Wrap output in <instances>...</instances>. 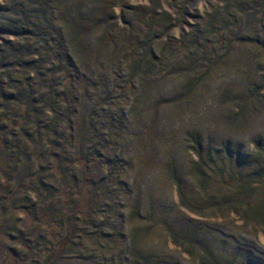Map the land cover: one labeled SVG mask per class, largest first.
<instances>
[{"label":"rangeland","instance_id":"rangeland-1","mask_svg":"<svg viewBox=\"0 0 264 264\" xmlns=\"http://www.w3.org/2000/svg\"><path fill=\"white\" fill-rule=\"evenodd\" d=\"M126 4L141 9L149 0ZM129 12L126 20H140ZM106 29L110 32L111 25ZM121 30H113L92 50L91 64H98L94 68L105 79L119 65L117 73L125 74L131 64L120 48L127 40ZM257 30L240 35L234 30L232 36L239 39L216 44L214 61L174 55L162 73L136 77L139 83L124 97L110 93L114 103L98 107L91 118L95 124L89 119L88 125L75 123L72 141L65 131L66 138L54 148L42 142L27 151L31 158L22 156L3 167L0 264H44L50 256L54 264H142L152 254L156 264H193L185 253L187 243L171 242L169 231L224 264H264V235L257 232L264 228L245 220L241 209L244 202L261 201L263 190L243 201L238 194L253 170L251 142L264 137V48L251 41L264 47V31ZM102 31V26L96 29L89 41L97 42ZM87 87L74 96L82 98ZM88 93L92 100H82L84 118L94 100L109 96L106 88ZM79 131L88 134V142L77 141ZM194 150L206 174V194L191 173ZM51 152L59 162L47 157ZM33 174L39 181H29ZM62 184L68 185L65 191ZM77 203L88 212L75 221L85 236L75 235L55 257L64 236L52 223L62 219L66 204L72 209ZM22 209L33 215L32 224L22 221Z\"/></svg>","mask_w":264,"mask_h":264},{"label":"trees","instance_id":"trees-1","mask_svg":"<svg viewBox=\"0 0 264 264\" xmlns=\"http://www.w3.org/2000/svg\"><path fill=\"white\" fill-rule=\"evenodd\" d=\"M125 4L126 0H10L0 3V171L14 165L22 156L29 157L27 151L34 150L37 144L47 141L54 148L66 138L65 131L72 141L75 123L83 121L88 125L90 121L93 124L91 118L95 120L98 107L102 108L111 100L110 93L124 97L125 91H134L139 83L140 80H134L136 77L162 73V66L174 55L185 53L214 61L217 56L211 50L216 51V44L222 45L225 39L236 43L239 39L232 36L234 30L237 32L234 35L256 33L257 29L264 31V0H149L141 9ZM128 10L133 17L139 16L138 24L126 20L124 15ZM109 25L110 32L106 29ZM101 26L106 31H102L97 42H90L94 31ZM116 29H122L127 37L120 48L131 59V64L125 74L117 73L119 65L118 71L108 72L110 77L105 79L95 70L99 68H94L98 64H91L92 50ZM245 41L264 48L254 40ZM113 46L117 51L115 41ZM83 86H88L87 91L82 89L83 97H75L74 91H80ZM103 88L109 91V96L94 100L93 107L87 108L88 117L84 118L85 101L82 103V100H92L88 92ZM103 110L106 116L107 110ZM112 115L109 112L107 117ZM78 134V142L89 141L85 132ZM194 151L196 161L191 173L199 191L206 194L207 178L201 167V156ZM49 155L54 157L52 152L47 157ZM54 158L59 162L58 157ZM40 159L38 157L36 162ZM249 159L253 170L238 191L240 200L252 198L258 189L263 193L258 195L262 197L259 202H244L245 205L241 202L242 214L250 224L259 223L264 228V137L251 142ZM38 176L33 174L29 181H39ZM66 186L62 184L61 189L65 191ZM79 204L72 209L66 204L62 219L52 223L64 236L55 246V257L75 235L85 236L79 232L84 230H77L75 226V221L88 216L87 210H80ZM180 208L185 210L182 204ZM21 212L22 221L29 225L34 222L27 210ZM257 232L264 235V231ZM169 237L177 245L187 243L185 253L193 264H224L194 241L171 231ZM152 255L142 259V264H156V255ZM44 264H54L51 256Z\"/></svg>","mask_w":264,"mask_h":264}]
</instances>
